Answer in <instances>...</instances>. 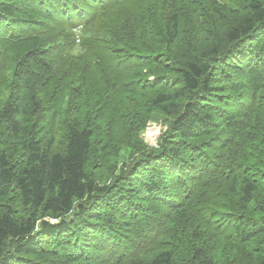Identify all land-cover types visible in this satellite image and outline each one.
Here are the masks:
<instances>
[{
    "label": "trees",
    "instance_id": "trees-1",
    "mask_svg": "<svg viewBox=\"0 0 264 264\" xmlns=\"http://www.w3.org/2000/svg\"><path fill=\"white\" fill-rule=\"evenodd\" d=\"M0 264H264V0H0Z\"/></svg>",
    "mask_w": 264,
    "mask_h": 264
},
{
    "label": "rangeland",
    "instance_id": "rangeland-1",
    "mask_svg": "<svg viewBox=\"0 0 264 264\" xmlns=\"http://www.w3.org/2000/svg\"><path fill=\"white\" fill-rule=\"evenodd\" d=\"M166 126L162 121L159 122H150L149 127L144 132L145 140L150 145H156L162 133L166 130Z\"/></svg>",
    "mask_w": 264,
    "mask_h": 264
}]
</instances>
